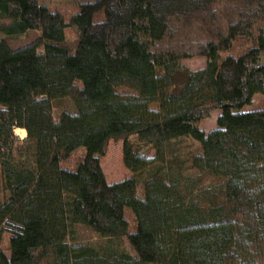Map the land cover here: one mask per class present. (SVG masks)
I'll use <instances>...</instances> for the list:
<instances>
[{
  "label": "trees",
  "instance_id": "16d2710c",
  "mask_svg": "<svg viewBox=\"0 0 264 264\" xmlns=\"http://www.w3.org/2000/svg\"><path fill=\"white\" fill-rule=\"evenodd\" d=\"M29 31L43 51L0 39V264H264V108L243 112L264 100V0H96L69 24L39 0H0V34ZM239 37L252 46L221 59ZM192 58L205 67L183 64ZM215 111L216 128L202 131ZM187 138L198 152H182ZM111 141L132 173L117 183L101 166ZM78 225L108 244L77 243Z\"/></svg>",
  "mask_w": 264,
  "mask_h": 264
},
{
  "label": "rangeland",
  "instance_id": "374dc122",
  "mask_svg": "<svg viewBox=\"0 0 264 264\" xmlns=\"http://www.w3.org/2000/svg\"><path fill=\"white\" fill-rule=\"evenodd\" d=\"M96 0H39L40 4L47 9H49L52 13L60 14L65 22L69 24L70 19L72 16L76 15L79 12L80 5L85 3L94 2ZM104 14H98L95 16L94 21H104L105 20ZM0 39H5L11 46L13 50L22 48L29 44L40 42L38 50L41 52L44 48L45 41L42 40V33L39 31H29L24 35L16 36V37H7L4 34H0ZM65 44L70 49V52L73 54L77 51L79 45V37L74 27H70L65 29ZM252 45L244 38L239 37L234 42L233 49L225 51L221 53V59L225 58L229 55L238 56L241 52L245 51ZM262 63L264 64V53L261 55ZM183 64L186 65L192 71H198L205 67L206 60L203 58H192L183 61ZM120 91L125 93H130L126 88H121ZM63 103L64 109L75 112L76 108L74 103L71 99H65L64 101L60 102ZM63 108V107H62ZM62 108H55L54 110V117L58 119ZM264 108V100L261 95H256L253 99V104L249 107H245L243 112H253L256 115H259L260 112ZM220 115V111H215L212 116L201 122L199 128L202 131L210 132L216 128L217 124V117ZM15 136L23 141L25 138H21L20 136ZM131 144H133L134 148L143 154H147L151 157L154 156V151L151 148V145L146 142H139L137 137L132 136L130 138ZM180 148L182 152L185 154H191L199 151V144L189 138L184 139L180 142ZM83 157V151L75 153L71 159L65 163L64 165L73 168L74 164ZM101 166L103 171L106 175L108 183H117L128 179L132 176V173L125 167L123 162V142L122 141H111L108 147V151L105 157L101 161ZM137 195L143 197L144 190L143 185L141 183L138 184L137 187ZM8 197V191L5 187V182L3 178V174L0 169V201L4 202ZM125 216L127 221L129 222V232L134 233L137 229L136 218L131 209H125ZM75 230L77 232V243L79 244H89L97 249H102L108 244V240L101 237L99 234L94 232L92 229L87 228L85 226H75ZM12 237L11 233L5 234V240L2 244V247L6 254H10L9 252V239ZM70 243H74L70 241ZM122 248L129 253L133 257H137L132 246L129 244L127 238L121 239Z\"/></svg>",
  "mask_w": 264,
  "mask_h": 264
},
{
  "label": "bare ground",
  "instance_id": "6f19581e",
  "mask_svg": "<svg viewBox=\"0 0 264 264\" xmlns=\"http://www.w3.org/2000/svg\"><path fill=\"white\" fill-rule=\"evenodd\" d=\"M16 135L20 136L21 138H25L26 137V131H24L22 129H18V130H16Z\"/></svg>",
  "mask_w": 264,
  "mask_h": 264
}]
</instances>
